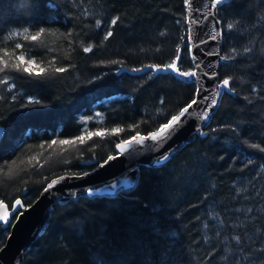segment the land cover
I'll return each mask as SVG.
<instances>
[{
    "label": "trees",
    "instance_id": "1",
    "mask_svg": "<svg viewBox=\"0 0 264 264\" xmlns=\"http://www.w3.org/2000/svg\"><path fill=\"white\" fill-rule=\"evenodd\" d=\"M19 4L0 0V55L21 43L28 58L66 71L0 73V200L8 206L18 197L28 205L51 178L94 168L119 141L159 128L196 88L172 73L121 70L170 63L178 46L180 70L192 68L185 0ZM218 17L219 78H231L232 94L204 135L163 165L139 166L127 191L54 204L22 264H264V0H225ZM25 27H45L43 44L5 39ZM116 127L126 131L111 134ZM97 131L106 134L87 138ZM10 224L0 227V248Z\"/></svg>",
    "mask_w": 264,
    "mask_h": 264
},
{
    "label": "water",
    "instance_id": "2",
    "mask_svg": "<svg viewBox=\"0 0 264 264\" xmlns=\"http://www.w3.org/2000/svg\"><path fill=\"white\" fill-rule=\"evenodd\" d=\"M189 2L190 0H187L186 7L188 6ZM209 3H212V4H209ZM202 12L204 15L203 16L204 26L200 27L194 24L195 21L192 20L191 14H189V9L186 8V24L188 28L187 29L188 34L189 32H191L192 34L194 32V35H196L197 37L198 35H201L205 39V40L204 39L202 40L204 41V43H200V47H196L197 52L194 50V46H192L193 55L195 59L197 55L199 56V60L197 62H199L200 64V69L198 70L197 77L200 76L203 79L204 78L208 79L212 87V94L210 96V99L207 105L201 109V114L198 116V118H196V120L193 121L194 126L196 128L195 129L193 128L192 126L193 124H188L187 127L185 128L186 130L185 136H187V138L186 139H184V137L180 138L183 132L180 134H177L175 141L171 144L173 146L175 145L176 146L171 151L167 150L165 153L155 156L153 160H148V159H147L148 161L144 160L143 158L144 156H142L143 153L137 152L138 151L137 150L136 151L137 153L135 152L136 153L135 155L134 153L131 155V156L134 155L132 157L133 159L132 161H130V163L127 166L129 170V173L126 177L127 180H125L124 183H119V176L116 174L114 176V179L110 180L107 183L108 185H110V188H103L104 185L101 186L99 184H96V182H94L92 179L94 177H97V174L99 173V171L103 170V168L110 166L113 163L119 161L125 155V152L122 153L117 148L115 149V151L116 153H120V156L113 161L111 160V162L107 163L106 165L103 164L101 165V167L99 166L94 169L91 168L87 171H84L78 174H61V175L51 178L46 183L45 187L40 191L37 198L33 202H31V204L26 206L22 203L23 207L18 208L19 210L18 213L17 212L14 213L16 216L10 225L9 233L6 237V240L0 248V264H4L2 259L7 261L8 262L7 264H22L25 251H27V249L30 247V245L33 243L36 237L40 234V231L42 230V228L44 227V225L46 224L49 218V211H50L49 209H50L51 204H57V203L61 204L69 199H77V197L79 196H87L90 198L91 197H101V196H113V195H116V193L120 190L127 191L131 189L134 184H136L137 177H138V170L136 167L137 164L138 166L147 165L151 167H158L160 165H163L167 163L186 143L191 141L195 137V135H199V136L204 135L203 129L208 125L209 120L211 119L214 112L216 111L223 93H230V90L219 87L221 81L223 80L219 78V65L224 61V59L220 55V46H221V33L219 32L220 23L216 24V21H219L218 20V6L214 4V0H211V2L210 0H204ZM192 24H194L193 27H192ZM214 25L217 30L216 40H213L210 38V36L214 34ZM203 51L206 55L205 57L200 56V53H202ZM190 59L192 62V69L190 70H193L195 67L193 63V56H190ZM147 65H152V64H147ZM145 66L138 68V69H144V71H133V69H127L125 67H122L121 70L127 71L131 75H138L141 73L148 72ZM213 72L216 74L215 76H213ZM167 73H171V72H167ZM153 74H156V72H153ZM172 74L180 80H183L186 82H193L196 84L197 77L195 78L180 77V76H176L174 73ZM218 91H220L219 95H217ZM213 98L216 99L217 104L208 110V118L206 120L201 119V116H203L204 109L208 107V105L211 103V99ZM194 117L188 119L186 123L190 122V120H192ZM2 136H3V128L0 127V140ZM177 140H179L178 143H176ZM133 145H136V144H133ZM130 147L131 145L125 148L124 150L126 151ZM163 150H166V149H163ZM165 155H167L168 157L167 160L163 159ZM131 156L127 158L128 160L126 164L129 162L130 160L129 158H131ZM158 159L162 160L163 163H157ZM136 160H137V164L133 167V164L136 162ZM99 176H101L100 173H99ZM60 177H65V179L60 180L59 179ZM54 180H58L59 182L54 184L51 189H48L47 191H45V189H47V186L50 183H52V181ZM114 184L116 185L115 188L112 187V185ZM81 188H83L84 190H81ZM71 189H75L76 192H73V193L70 192ZM89 189H91V194L89 193ZM16 199H20V198L18 197ZM14 204H15V201L12 204V206L9 207L5 202H3V206H0V215L7 212L9 213V218H10L13 215L12 207ZM26 209H30V210H27L30 214H32L34 211H37L39 213L38 216H40V218L38 221L33 223V225L30 226V228L27 231L25 230L24 233H21V230H20L19 235H22V236H20L18 242L11 249L7 250L10 240L12 239L13 235L16 232H18V230H16L15 228V225L23 217V214L21 215V212L24 213ZM17 217L19 218L17 219ZM28 218H27V221H28Z\"/></svg>",
    "mask_w": 264,
    "mask_h": 264
},
{
    "label": "snow or ice",
    "instance_id": "3",
    "mask_svg": "<svg viewBox=\"0 0 264 264\" xmlns=\"http://www.w3.org/2000/svg\"><path fill=\"white\" fill-rule=\"evenodd\" d=\"M225 0H214V4L216 6H219L223 4ZM187 3V0H186ZM19 6L22 9H30L32 7L31 0H20ZM207 18V17H205ZM116 19H113L111 23L114 25L116 24ZM97 26L100 25V21L98 20ZM220 21H216V24H219ZM34 28V26H32ZM226 27L231 30L233 28V24L229 23L226 25ZM216 28L214 25V34L210 36L211 39L216 40L217 39V34H216ZM219 32L222 34L223 29H220ZM47 30L45 27H39L38 29H34V34L30 33V28L25 27L20 31H13L11 32L5 39L11 40L13 37H22L24 41H31L33 42L34 45L40 46L43 44V37L47 35ZM113 35L112 31H108L107 34L105 35L104 39H107ZM195 39V37L192 35L191 32L188 34V52L190 56H193V63H194V69L189 70V71H182L180 70L179 67V62L181 61V48L180 46L177 47V52L176 56L172 60V62L164 64V65H147L145 68L150 71V72H156V73H161V72H171L174 73L176 76L180 77H191L195 78L198 75V70L200 69V64L197 62L193 55V49H192V41ZM201 43H204V41H201ZM23 44L21 43H16L14 45V49L12 52H9L7 49H3V54L0 55V73L6 72V70H14L16 72H21L25 74L27 77L30 78H44L49 74L50 70H53L57 73H63L66 71V68L64 67H45L42 66L40 62H37L35 58H28L23 51ZM85 52L91 51V48L86 47L83 49ZM245 52L250 51V49H244ZM233 52H235V49H233ZM223 58V57H222ZM54 62L50 61L49 65L51 66ZM133 71H144V69H133ZM206 75V73H205ZM216 74L213 72V76ZM230 80L231 78H225L221 81L220 86L225 89H229L230 85ZM4 81H0V83H3ZM197 84H199V81H196ZM203 92V88L198 86L195 89V93L193 98L190 100V102L184 106L183 108L180 109L179 113L177 115H171L170 118H167L166 123L160 124L158 130L150 132L148 135H141L139 132H136L135 135H132L129 139L123 140L121 143H118L116 145V148L119 149L121 152L124 151L125 148H127L130 145L137 144V145H144L146 141H156L157 143L154 145H149L148 150H153L156 148H160L164 145V143L167 141V139L171 138V135L183 125L184 119L189 118L192 113L190 110L194 108V106L199 105L200 103V98H201V93ZM219 95V93H217ZM209 99L208 96H204L203 100L207 101ZM217 104L216 99H211V103L208 105L207 108L204 109L203 116H201V119L206 120L208 118V110L212 107H214ZM199 115V113H197ZM132 127H136L135 125ZM126 131L124 128L116 127L111 129V134L116 135L121 132ZM106 133L104 131H97L96 133L88 132L87 133V138H91L93 135L97 136H104ZM78 139L81 143L84 142L85 136L81 135L80 137L76 138ZM73 140H60V144L66 145V144H71L73 143ZM56 144V140L53 139L51 141V144H49V147L52 145ZM43 147V146H42ZM143 150V149H139ZM116 157L114 156H109L108 159L104 162L107 164L109 161L115 159ZM167 155L163 158L164 160H167ZM157 163H163L162 160H157ZM60 180L65 179V177H60ZM58 180L52 181L47 186V191L48 189H51L54 184L58 183ZM113 188L116 187V185H112ZM89 193L91 194V189H89ZM0 206H3V202L0 201ZM23 207L22 201L20 199L15 200V204L12 207V213H16L18 208ZM23 213L21 212V215ZM19 217H17L18 219ZM10 220H9V213L5 212L4 214L0 215V227H2L5 231H7V228L9 227Z\"/></svg>",
    "mask_w": 264,
    "mask_h": 264
},
{
    "label": "bare ground",
    "instance_id": "4",
    "mask_svg": "<svg viewBox=\"0 0 264 264\" xmlns=\"http://www.w3.org/2000/svg\"><path fill=\"white\" fill-rule=\"evenodd\" d=\"M203 1L204 0H190V2H189V4H188V6L186 7V8H188L189 9V14H191V18H192V20H194L195 22H194V24L195 25H198V26H200V27H202V26H204L203 25ZM210 2H211V0H210ZM209 4H212V3H209ZM185 6H186V0H185ZM220 6V5H219ZM218 6V7H219ZM218 20L220 21V19H219V17H218ZM194 24H192V27L194 26ZM220 28H221V21H220ZM194 37H195V39L192 41V46H194V50L196 51V47H200V43H201V41L204 39V37H202L201 35H198V37L196 36V35H194V32H193V34H192ZM205 40V39H204ZM197 52V51H196ZM220 55H221V46H220ZM200 56H203V57H205L206 55H205V53H204V51L202 52V53H200ZM221 57H223L222 55H221ZM223 59H224V61H225V58L223 57ZM196 60L198 61L199 60V56L197 55L196 56ZM223 61V62H224ZM222 62V63H223ZM221 63V64H222ZM220 66V65H219ZM161 73H165V72H161ZM167 73V72H166ZM156 74H158V73H156ZM156 74H153V75H156ZM197 80L199 81V84H197V82H196V88L198 87V86H200V87H202L203 88V92L201 93V98H200V103H199V105H197V106H194V108L192 109V110H190V112L192 113V115L189 117V118H186V119H184V122H183V125L181 126V127H179L172 135H171V138H169V139H167V141L164 143V145L162 146V147H160V148H156V149H153V150H148V146L149 145H154V144H156L157 142L156 141H151V140H149V141H147L144 145H131V147L129 148V149H127L126 151L124 150L123 152H125V155L119 160V161H117V162H115V163H113L112 165H110V166H107V167H105V168H103V170H101V171H99V173L101 174V176H99V173L97 174V177H94L92 180L94 181V182H96V184H99V185H101V186H103L104 185V187L103 188H110V185H108L107 183L110 181V180H113L114 179V176L117 174L118 176H119V183H124V181L125 180H127L126 179V177H127V175H128V173H129V170H128V164L130 163V161H132V157L137 153V152H141V153H143V155L142 156H144L143 158H144V160H153V158H155V156H157V155H159V154H163V153H165L167 150L168 151H171L175 146H173V145H171L174 141H175V138H176V136H177V134H180V133H182L183 132V134H181V136H180V138L181 137H184V139H186L187 138V136H185V128L187 127V125L188 124H193L192 126H193V128L195 129L196 127L194 126V120H196V118H198V116L201 114V109L203 108V107H205L206 105H207V103H208V101H209V99H210V96H211V94H212V87H211V84H210V81L208 80V79H203V78H201L200 76H198L197 77ZM220 82V81H219ZM229 88H230V85H229ZM216 93V92H215ZM217 93H220V91H218ZM224 94V93H223ZM226 94H232V91L230 90V93H226ZM204 96H208L209 97V99L207 100V101H205V100H203V97ZM223 96V95H222ZM219 105V104H218ZM186 106V105H185ZM217 108H218V106H217ZM217 110V109H216ZM180 111V110H179ZM179 111L175 114V115H177L178 113H179ZM216 112V111H215ZM214 112V113H215ZM197 113H199V115H197ZM214 115V114H213ZM195 116V117H194ZM192 117H194L192 120H190V122H188V123H186V121H188V119H190V118H192ZM213 117V116H212ZM211 117V118H212ZM211 120V119H210ZM210 120H209V122H210ZM209 122H208V124H209ZM156 130H158V128L157 129H155V130H153V131H156ZM153 131H151V132H153ZM189 132H190V130H189ZM141 135H148V134H141ZM196 136V135H195ZM199 136V135H198ZM194 139V138H193ZM192 139V140H193ZM191 140V141H192ZM123 140H121V141H119L120 143L122 142ZM178 141L179 140H177L176 141V143H178ZM191 141H189V142H191ZM118 142V143H119ZM188 142V143H189ZM117 143V144H118ZM171 146V147H170ZM139 149H143L142 151L141 150H139ZM163 149H166V150H163ZM138 150V151H137ZM137 151V152H136ZM122 152V153H123ZM136 152V153H135ZM134 153V155L133 156H131L132 154ZM111 156V155H110ZM113 156L114 157H116V158H118L119 156H120V153H116V154H113ZM129 156H131V158H129L130 160H129V162L126 164V162H127V158L129 157ZM115 158V159H116ZM142 158V159H143ZM108 159V158H107ZM106 159V160H107ZM115 159H113V160H115ZM106 160H104V161H102V162H100L99 164H97L94 168H96V167H101V165H103V164H105L104 162L106 161ZM112 160V161H113ZM147 160V161H148ZM109 162H111V161H109ZM108 162V163H109ZM137 164V160H136V162L133 164V167L135 166ZM106 165V164H105ZM141 166V165H140ZM132 167V168H133ZM136 167H137V170H139V166H138V164L136 165ZM93 168V169H94ZM138 178V177H137ZM129 180V179H128ZM76 183V182H75ZM82 184V183H81ZM67 185V184H66ZM71 185V184H70ZM135 185V184H134ZM133 185V186H134ZM63 187H65V186H63ZM62 189V188H61ZM101 189V188H100ZM80 190V189H79ZM81 190H84L83 188H81ZM70 192H76V190L75 189H71V191ZM119 192V191H118ZM117 192V193H118ZM116 193V194H117ZM27 210H30V209H26V211L23 213V217L16 223V225H15V228H16V230H18V232H16L14 235H13V237H12V239L10 240V243H9V246H8V249L7 250H9V249H11L17 242H18V240H19V238H20V236H22V235H19V233H20V230H21V233H24L25 232V230L27 231L29 228H30V226H32L33 225V223H35L36 221H38L39 220V218H40V216H38L39 215V213L37 212V211H34L32 214H30ZM36 210V209H35ZM29 213V214H28ZM28 216H29V218H28ZM27 218H28V221H27ZM27 221V222H26ZM6 250V251H7ZM2 261L4 262V264H7L8 262L7 261H5L4 259H2Z\"/></svg>",
    "mask_w": 264,
    "mask_h": 264
},
{
    "label": "rangeland",
    "instance_id": "5",
    "mask_svg": "<svg viewBox=\"0 0 264 264\" xmlns=\"http://www.w3.org/2000/svg\"><path fill=\"white\" fill-rule=\"evenodd\" d=\"M186 25H187V24H186ZM187 29H188V28H187ZM187 32H188V30H187ZM187 41H188V39H187ZM191 69H192V68H191ZM194 84H195V83H194ZM195 89H196V88H195ZM194 93H195V92H194ZM38 195H39V194H38ZM20 199H21V198H20ZM34 200H35V199H34ZM34 200H33V201H34ZM33 201H32V202H33ZM22 203H23V202H22ZM23 204H24V203H23ZM29 204H31V202H30ZM29 204H28V205H29ZM24 205H25V204H24ZM28 205H26V206H28ZM53 206H54V204H51L50 209H49V210H50V211H49V216H50V213H51V210H52ZM18 212H19V210L17 211V213H18ZM13 215H14V218H15L16 215H15V214H13ZM13 215H12V216H13ZM10 218H11V217H10ZM10 218H9V220H10ZM13 220H14V219H13ZM10 225H11V224H10ZM25 253H26V251H25ZM25 253H24V255H25Z\"/></svg>",
    "mask_w": 264,
    "mask_h": 264
}]
</instances>
